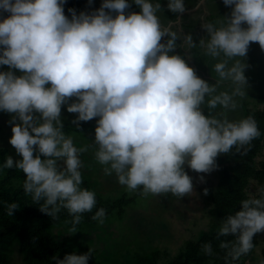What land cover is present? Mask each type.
Returning a JSON list of instances; mask_svg holds the SVG:
<instances>
[{
	"label": "clouds",
	"instance_id": "clouds-1",
	"mask_svg": "<svg viewBox=\"0 0 264 264\" xmlns=\"http://www.w3.org/2000/svg\"><path fill=\"white\" fill-rule=\"evenodd\" d=\"M133 2L140 12L125 14L129 0H103L90 14L69 8V18L66 0H0V12L10 13L0 19V66H8L0 71V111L11 114L9 142L21 157L7 156L0 171H21L25 195L53 220L67 210L70 233L97 205L96 193L82 187L80 156L90 147L105 174H115L129 192L183 198L193 193L185 165L210 173L221 153L235 146L245 156L262 135L253 115L229 119V113L240 109L247 96L244 57L250 42L264 49V0H223L232 6L230 16L203 23L208 38L198 44L191 33L181 37L173 26L180 17L162 23L161 0ZM167 8L186 10L184 0H167ZM178 47L198 49L216 83L198 76L175 53ZM62 105L78 114L72 121L77 127L99 117L94 142L76 146L64 131ZM255 186L257 191H248L239 202L242 209L219 222L218 240L235 237L220 240L224 264H238L253 250L254 234L264 232V185ZM18 208L15 202L7 204V215ZM91 218L103 224L105 209ZM201 250L211 256L212 243ZM91 255L90 248L52 259L89 264Z\"/></svg>",
	"mask_w": 264,
	"mask_h": 264
},
{
	"label": "rangeland",
	"instance_id": "rangeland-1",
	"mask_svg": "<svg viewBox=\"0 0 264 264\" xmlns=\"http://www.w3.org/2000/svg\"><path fill=\"white\" fill-rule=\"evenodd\" d=\"M103 0H66L65 5L74 8L79 14L81 11L92 13L99 9ZM130 7L125 10V14L140 12L141 9L133 0H129ZM69 9V8H68ZM67 9V11H68ZM65 15L71 18L70 12ZM106 11H110L107 10ZM115 17L118 13L111 12ZM10 15L8 12H0V19ZM262 56V55H261ZM260 64V63H259ZM210 65V64H209ZM256 65V61H255ZM254 65V73H258ZM15 70V69H14ZM212 70V69H211ZM19 75V70H15ZM246 94L241 101V108L235 112L229 113V119H236L242 116V107L244 102L251 108H263L258 104L257 97L264 90V84H250L247 74ZM251 73V71H249ZM210 84V82H209ZM215 84V83H214ZM76 98L72 97L69 103ZM207 110V109H206ZM77 113L67 111V105H62L61 118L63 124H68L72 131L66 134L72 135L77 147L90 144L95 140V128L99 117L89 121H81L79 127L72 121ZM11 114L0 111V150H6L7 156H12L14 160L20 159L14 146L9 142L12 133V125L8 123ZM95 149L90 147L88 151L81 153L82 177L87 179L92 190L102 194L104 197L115 198L122 195L133 196L138 191L129 192L125 186L118 183L115 174L106 175L103 168L94 158ZM264 152V150H263ZM232 160L235 159V153L232 152ZM43 158V157H42ZM260 155L257 159H261ZM1 164V154H0ZM218 165V164H217ZM185 171L193 178V193L183 198H177L172 194L149 195L147 197L136 194L134 202L126 208L122 217L113 215L104 220L103 224L86 225L77 229V232L70 233L66 225H58L53 228V234L59 241L69 242L71 245H82L94 251L93 259L98 264H113L116 262H133L137 254H148L155 250L162 252V261L165 260L164 253L168 252V258H173L184 243L196 237L201 230L208 228L210 220L207 214L208 204L206 203L207 194L205 189L215 186L218 180V167L210 173H198L185 165ZM204 179L201 180L200 177ZM254 193L257 188L255 182L250 186ZM264 232H259V244L255 248L254 258L246 264H262V248L264 247ZM84 254V250L74 248L69 254ZM12 264H24L22 253L15 248L11 253Z\"/></svg>",
	"mask_w": 264,
	"mask_h": 264
},
{
	"label": "trees",
	"instance_id": "trees-1",
	"mask_svg": "<svg viewBox=\"0 0 264 264\" xmlns=\"http://www.w3.org/2000/svg\"><path fill=\"white\" fill-rule=\"evenodd\" d=\"M68 8L70 7L64 4L65 12ZM7 70V65L0 66V71ZM16 74L19 75L17 71ZM257 101L258 104L263 105V108H251L244 102L242 116L253 115L262 135L252 141V146L245 156L237 153L233 146L230 153H221L217 157L218 180L215 186L207 189V196H205L210 220L208 228L201 230L196 237L188 239L173 258H168V252H165L166 259L162 261V252L155 250L148 254H137L133 262L113 264H224L226 250L220 247V240H232L235 237H221L220 240L216 238L220 220L229 213L234 214L242 209L239 202L247 198V193L251 192L250 186L253 182L255 185H264V90L258 95ZM206 109L205 107V114H207ZM64 131L70 132L72 128L70 125L64 124ZM232 152L235 153L234 160H232ZM0 154L2 164L7 157L6 150H0ZM260 155L262 158L257 159ZM24 179V174L15 167L0 171V264H12L11 253L15 248H18L22 253L24 264H56L52 257L63 259L66 254L77 247L84 250L85 253L89 252L90 249L86 246L71 245L69 242L59 241L55 238L53 228L58 225H66L71 228V217L65 209H62L58 218L54 220L42 212L37 204H33L31 197L25 195L22 187ZM82 187L92 190L87 179H83ZM95 193L96 207L92 212L83 214L76 229L98 223L91 217L101 207L105 209L104 220L113 215L122 217L125 208L134 202L136 194H140V191L133 196L124 194L115 198ZM13 202L17 203L19 208L14 210L13 216H8L7 204ZM258 236L259 233L254 234L253 250L247 256L241 257L238 264H246L255 256V248L259 244ZM206 242L212 243L213 254L211 256L204 254L201 250V245ZM261 254L264 261V247ZM93 256L94 251L89 258V264H98Z\"/></svg>",
	"mask_w": 264,
	"mask_h": 264
},
{
	"label": "crops",
	"instance_id": "crops-1",
	"mask_svg": "<svg viewBox=\"0 0 264 264\" xmlns=\"http://www.w3.org/2000/svg\"><path fill=\"white\" fill-rule=\"evenodd\" d=\"M199 0H184L186 10L184 13H173L167 8V0H161L162 5V23L168 21H175L177 17H180L178 24H174L181 34V37L191 33L195 43H199L201 38H208V34L205 29L202 28V24L208 20H216L223 16H230L232 6H226L223 0H204L200 4V7H196ZM126 10V9H125ZM243 27H247V24H243ZM167 36L162 38L161 42H166ZM182 39L177 41V44H181ZM175 53L181 55L189 66L193 67L196 74L210 84L216 83V77L213 75L211 66L206 63V57L200 54L198 49L185 50L182 47L175 49ZM262 55V56H261ZM256 61V65H255ZM214 63V61H209ZM244 63L246 64L245 70L247 71L250 84L258 83V86L264 84V49H261L258 42H250L246 57H244ZM260 63V64H259ZM254 65L256 66L258 73H254ZM251 71V73L249 72ZM260 87V86H259ZM254 258V257H253ZM251 258V259H253Z\"/></svg>",
	"mask_w": 264,
	"mask_h": 264
}]
</instances>
